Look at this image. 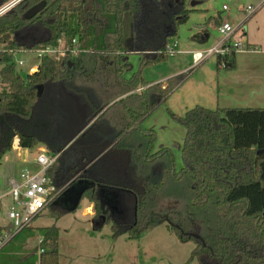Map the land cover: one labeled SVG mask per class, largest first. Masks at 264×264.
I'll return each mask as SVG.
<instances>
[{
    "label": "trees",
    "instance_id": "trees-1",
    "mask_svg": "<svg viewBox=\"0 0 264 264\" xmlns=\"http://www.w3.org/2000/svg\"><path fill=\"white\" fill-rule=\"evenodd\" d=\"M195 10L183 0H20L0 14V164L16 141L23 148L44 145L57 156L47 174L60 193L79 179L89 182L78 206L85 199L94 204L97 229L110 223L115 237L137 239L165 224L181 242L195 243L191 259L199 264H264V107L171 112L186 129L180 169L170 147L153 150L157 135L143 125L190 70L151 83L142 69L166 60L167 43ZM166 22L171 31L149 45ZM201 34L192 37L201 40ZM59 39L75 52L44 56L37 70L20 74L17 51ZM133 51L142 59L127 77ZM236 55L233 49L216 56L218 66L235 67ZM103 185L118 190L114 204ZM78 206L52 209L61 217ZM5 229L11 235L4 246L23 230ZM59 238L56 224L45 227L19 264L37 254L38 264H60Z\"/></svg>",
    "mask_w": 264,
    "mask_h": 264
},
{
    "label": "rangeland",
    "instance_id": "rangeland-1",
    "mask_svg": "<svg viewBox=\"0 0 264 264\" xmlns=\"http://www.w3.org/2000/svg\"><path fill=\"white\" fill-rule=\"evenodd\" d=\"M193 2L194 0H183L186 7H191ZM253 3L254 0H196L194 7L197 10L191 12L189 20L181 24L178 27L177 34L171 37L173 41H176L178 51L173 56H167L166 60L145 66L142 69L143 79L149 82H159L164 77H166L164 79H167L172 75L190 70L188 71V77L172 91L166 102L159 105L143 123L146 128L155 130L157 135L154 142V151L163 147H170L173 150L177 169L183 166L181 147L184 143L186 129L172 117L171 112L182 116L188 109L196 105H202L210 109L218 107H264V87L260 85L254 88L252 85L243 83L240 91L228 87H223L221 91L219 89L220 84L224 86L225 81L221 77L222 72L242 75V81L250 76H255L253 79L258 80L256 83L264 82V62L255 64L257 68L252 69L250 64L244 61V58L251 56L264 57L258 46L257 51L238 52L239 66L236 70L218 69L215 55L199 63L194 60L195 52L206 53L210 48L220 43L223 39V35L219 31L221 24L229 23L233 28H238L240 25L238 19L241 16L247 17V14L242 10L243 7L254 6ZM224 5L228 9H223ZM219 13L222 18L221 22H217L214 18ZM212 16L213 18H211ZM198 26L205 27L206 31H202L201 27ZM171 29L172 25L166 22L162 31H154L152 40L147 39L149 45L160 43V35L166 33V31L170 32ZM198 32L202 33L201 38L204 35L210 36L205 40H196L192 36ZM45 34L43 32L37 37L42 38ZM27 37L29 36L24 38L28 40ZM232 37L233 40L246 42L242 29L234 32ZM253 48L254 46H250V49ZM31 59L39 60L38 57L36 58L35 50H19L15 53V62L21 75L26 76L28 73ZM141 59V52L133 51L130 54L133 70L126 73L127 77L139 69ZM20 60H25V63L19 65L18 61ZM3 88L4 84L1 83L0 79V90ZM59 106H62L60 102ZM54 127L59 128L56 124H54ZM64 132L63 136L65 137L66 133ZM39 146L46 148L45 150L48 152L46 146ZM16 148L17 146H13L1 160L0 190L2 191L7 190L9 178L17 175L21 169V166H17L15 162L17 158ZM29 151L35 158L39 154L38 146L30 148ZM70 155L71 151L66 152L65 160H68ZM76 190L70 195L66 207L72 208L78 203L80 191ZM4 201L5 207L0 210V214H4L11 199L5 197ZM85 202H87L86 199L78 206L76 211L66 213L60 218L52 209L56 205L55 202L52 207H46L43 213L33 219L16 238L0 249V264H19L26 254L39 245L44 234V228L54 223L60 229L59 256L60 261H64L65 264L86 262L91 255L94 253L96 255L100 251H104L102 252L104 253L102 256L103 261H96L95 264H199L197 259H191L195 243L193 241L181 242L174 233L168 231L165 224L146 230L137 239H130L125 235L113 237L110 233V223L105 224L100 230L95 229L92 218L82 212ZM6 221L7 218L2 215L1 222ZM38 260L37 254V256L27 258L24 264L35 262L38 264Z\"/></svg>",
    "mask_w": 264,
    "mask_h": 264
},
{
    "label": "built area",
    "instance_id": "built-area-1",
    "mask_svg": "<svg viewBox=\"0 0 264 264\" xmlns=\"http://www.w3.org/2000/svg\"><path fill=\"white\" fill-rule=\"evenodd\" d=\"M19 0H11L0 7V14L9 10ZM223 9H228L224 5ZM256 7L249 5L246 7L247 18L256 11ZM244 24H240L238 28H233L229 23L219 26V31L223 35V39L217 46L210 48L206 53L195 52L194 60L199 63L213 55H225L229 50L240 51H257L256 48L250 49L247 44L241 40H233V34L239 29L243 30ZM76 43L73 39L72 44ZM176 41L170 40L165 52L168 56H173L178 50L176 49ZM40 61L44 56H52L57 59L64 58L68 53H74L75 49L71 45H67L64 39H59L56 45H49L44 48L35 50ZM25 63V60L18 61L19 65ZM39 64V63H38ZM226 63H222L225 67ZM33 65L30 69H33ZM140 87L138 90L143 89ZM57 156L49 154L46 150H40L34 167H24L17 175L11 176L7 181V190H0V210L4 209L5 197H10L11 202L7 206L4 214H0V249L10 238V233L5 229L11 225L13 233H17L27 227L33 219L39 216L54 200L61 190H57L55 186L50 184V178L47 174L48 169L54 164ZM2 215L7 218L6 222H1ZM41 241V239H40ZM43 252L41 248L39 255Z\"/></svg>",
    "mask_w": 264,
    "mask_h": 264
},
{
    "label": "crops",
    "instance_id": "crops-1",
    "mask_svg": "<svg viewBox=\"0 0 264 264\" xmlns=\"http://www.w3.org/2000/svg\"><path fill=\"white\" fill-rule=\"evenodd\" d=\"M253 4L257 8L256 11L252 15H250L248 18L247 17L244 18L243 16H241L238 20H239L240 24H244L243 35H245V40H246L245 43H247L248 46H251V47L254 46V48H256V50H257V46H258L259 50H260V53L264 54V0H254ZM190 8H196V7H194V4H192V6ZM242 10H244V12L246 13V7L245 6L243 7ZM211 18H213V16ZM214 18L216 19L217 22H219V21L221 22L222 21L220 13L217 15V17L215 16ZM198 27H201L202 31H204V32L206 31L205 27H202V26H198ZM198 33H200V32H198ZM208 36H210V35H208ZM208 36L204 35V37H202L201 40L207 39ZM172 39H170V40H172ZM36 58H37V55H36ZM244 59H245L244 61L246 63L250 64V68L252 67V69H256L257 68L255 64L264 62V57H261V56H251V57L244 58ZM235 61H236L235 67H233V68H225V69H234V70H236L238 68V66H239L238 52H237ZM38 63L39 62L35 61V59H31L30 60V66L33 65L34 67H33V69H30V67H29L28 68V72L32 73L35 70H37L38 69ZM216 63H217V60H216ZM252 64H253V66H252ZM217 67H218V69H223V68H220L218 66V64H217ZM241 76L242 75H239V74L236 75V74H228L227 72H225V73L222 72L221 73V77H222V79H225V81H224V86H222L220 84V87H219L220 91L222 90L223 87L232 88L233 90L237 89V90L240 91V88L243 86V83L252 85V87H254V88L256 86L259 87V85L261 87H264V82H262L260 84L256 83L258 80L257 79H253L255 76L254 77L250 76L245 81H242V77ZM164 78H166V77H164ZM164 78H162L163 80L162 79H160V80L163 82V81L166 80ZM161 81H159V82H161ZM151 83H155V82H151ZM14 146H17V148H16L17 149V158H16V161H15L16 165L17 166H21V169L19 170V172L24 167H27V166L28 167H32L33 165L35 166L33 161L35 162L36 158H35L34 155H32L30 153V151H29L30 148H23V147L19 146L17 141L15 142ZM45 149L46 148H44V147L38 146L39 152H40V150H45ZM114 170H115V168H113V167L109 168V171L112 174H114V172H115ZM80 180H81V182H80ZM87 186H89V182L86 179H83V178L79 179L75 184H73L71 186L72 189H70V191L67 193L66 196H64L63 198L61 197L64 191L62 193H59V195L55 199L56 205H58V206H60V207H62L64 209H67L68 207H66V206L68 205V202L70 200V195L72 194V192H74L75 189H77L76 191H80L81 192L83 190V188H85ZM101 189L104 192V194H107V195H110L111 193L115 194V199L114 200H115V202L117 201V192H118V190H116L115 188H113L111 186H107V185H103L101 187ZM83 201H85V200H82L81 203ZM82 212H83V214L90 216L92 218L93 225H95V221H94V215H95L94 204L92 202H90L89 200H87V202H85V204H84ZM58 218H60V217H58ZM54 224H56V223H54ZM95 229H97V228L95 227ZM97 230H100V229H97ZM110 233L112 234L111 228H110ZM112 236L115 237L113 234H112ZM59 250H60V245H59ZM102 252H104V251H100L99 253H96V255L94 253L93 255H91L89 257V260H86V262H82L80 264H95L96 261H101L102 262L103 261L102 256L104 255V253H102ZM60 260H61V258H60ZM63 262L64 261H60V264H65ZM33 264H37V262H35ZM68 264H70V263H68Z\"/></svg>",
    "mask_w": 264,
    "mask_h": 264
},
{
    "label": "water",
    "instance_id": "water-1",
    "mask_svg": "<svg viewBox=\"0 0 264 264\" xmlns=\"http://www.w3.org/2000/svg\"><path fill=\"white\" fill-rule=\"evenodd\" d=\"M44 7V2H42V3H40V4H38V5H36L35 7H33V8H31L29 11H28V13H27V17H33L35 14H37L42 8ZM80 182H81V180H80ZM88 187V186H87ZM86 188V187H85ZM85 188H83V190L85 189ZM70 189H72V187H69L67 190H65L64 192H63V194H62V198L64 197V196H66L67 195V193L70 191ZM83 190L80 192V196H79V200H78V203L76 204V206H74V207H72V208H67L68 210H73V209H75L77 206H78V204H79V202H80V198H81V194H82V192H83ZM112 197H111V196ZM110 195H107V198L109 199V202L111 203V204H113L114 202H115V194H113V193H111Z\"/></svg>",
    "mask_w": 264,
    "mask_h": 264
}]
</instances>
